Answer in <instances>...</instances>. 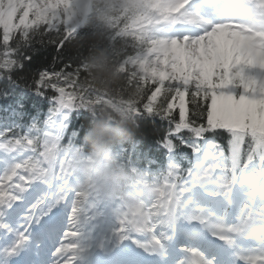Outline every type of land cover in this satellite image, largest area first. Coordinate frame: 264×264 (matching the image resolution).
<instances>
[{"label": "trees", "instance_id": "1", "mask_svg": "<svg viewBox=\"0 0 264 264\" xmlns=\"http://www.w3.org/2000/svg\"><path fill=\"white\" fill-rule=\"evenodd\" d=\"M8 2L0 0V16ZM88 5L89 11L75 10L70 20L63 14L57 18H49L50 15L24 18L22 9L15 8L11 11L16 18L11 30L4 27L0 17V66L5 67L0 70V75L6 76L18 91L24 86L25 91L30 92L31 72L22 73L17 69L25 54L32 53L43 41L48 51L42 57V66L52 64V57L58 55L55 67L64 75L53 77L54 81L65 88L68 100L89 108L78 120L83 134L95 142L113 140L120 131L117 125L124 117L117 109L126 112L129 108L138 113L136 119L139 122L138 128L129 124L127 140L136 141L140 148H149L168 130L169 120L179 119L178 113L169 105L174 102L176 89L181 85L171 78H158L141 62L149 47L148 37L134 22L139 7L132 0H90ZM56 42L64 44L59 53L52 47ZM231 77L232 96L236 99L247 93L244 86L249 84L248 89H252V80H235L234 74ZM263 93L264 89L260 90L262 113L258 112V122L264 121ZM190 99L196 103V98ZM29 102L37 111L48 107L39 99ZM204 107L203 102L190 107L187 123L205 127L203 120L209 113ZM209 109L211 111L210 105Z\"/></svg>", "mask_w": 264, "mask_h": 264}, {"label": "snow or ice", "instance_id": "2", "mask_svg": "<svg viewBox=\"0 0 264 264\" xmlns=\"http://www.w3.org/2000/svg\"><path fill=\"white\" fill-rule=\"evenodd\" d=\"M200 39H204V47L198 53L186 49L183 53L172 54L171 62L165 60V65L171 68V78L181 86L177 87L176 95L173 97L174 102L169 105L178 113L179 119L173 117L168 121L169 128L161 136V140L165 136L175 139L181 131L189 133L194 131L190 122H184L190 115V107L199 106L200 102L204 103V111L208 112L209 116L204 117L203 123L207 125L212 114L209 105L211 109L223 116L230 110L228 102L236 99L227 90L230 86V74L226 70V57L217 50L214 41H209L206 37H197V40ZM52 47L59 53L64 44L56 42ZM41 48L44 50L42 51ZM47 51L48 47L43 44V41L39 42V46L32 53L25 54L24 60L17 69L19 72L28 71L32 74V90L20 92V103L22 104L27 100L39 99L47 103L51 109L60 102L65 88L58 85L53 77L62 78L64 74L58 72L55 67L54 62L59 59L58 55L52 57V64L42 66V57ZM161 75L165 78L169 77L167 71L162 72ZM9 76H11L10 71ZM190 97L196 98L195 104ZM65 114L68 117L65 123L71 126L77 113L65 110ZM173 120L176 122L173 123ZM214 131H222V129Z\"/></svg>", "mask_w": 264, "mask_h": 264}, {"label": "rangeland", "instance_id": "3", "mask_svg": "<svg viewBox=\"0 0 264 264\" xmlns=\"http://www.w3.org/2000/svg\"><path fill=\"white\" fill-rule=\"evenodd\" d=\"M88 0H9L7 7L9 8L7 14L4 16V19L1 18V23L4 24L9 23V19L12 18L11 11H14L15 8L22 9V12L25 15V18L32 16V17H44L50 15L51 17L60 16L63 14L67 19L72 18V13L75 10H81L85 7ZM174 4H177L176 0H172ZM58 11V12H57ZM182 10H178L175 14L170 16V19H179L188 21L193 24H197L198 20L197 17L194 16H185L181 17ZM57 13V14H56ZM2 17V15H1ZM211 29H207L205 25H198L195 28V35L193 36H184L182 38H174L171 44L172 47H177L176 50L178 53H183L186 49L188 51H195L199 52L202 47H204V39L197 40V37H206L209 41H212L208 36V32H211ZM171 32V29H169ZM212 33V32H211ZM226 34V33H225ZM228 35L223 41L218 42L217 50L226 57V70L229 73V70L235 66L237 73L241 76H244L248 81L252 80L253 87L252 89H248V85L242 86L243 90L247 93L243 94L241 97L233 101H229L230 110L223 116L219 115L215 110L211 109V120H219L222 122H237L238 124L247 123L250 126H255L256 123L259 121L258 112L262 113V99L260 98V90H259V83L262 76H264V69L260 70L259 72L256 71L254 60H260V55L264 52L259 51H248V49H243L240 47L239 43L236 40H231L230 37L235 36L231 33L226 34ZM183 39H186L188 42H183L181 49L179 48V42ZM215 42V41H214ZM216 43V42H215ZM251 49V46L250 48ZM251 57L249 62L246 60ZM164 58L160 61L161 64H157V67L160 70H156L154 74L162 79L161 73L167 71L169 75H171V68L165 65L163 61ZM152 63L154 61H151ZM171 62V60L169 61ZM164 63V66L162 64ZM253 75L252 78L250 76ZM233 82H230V86L228 87V91L233 93L234 86L232 85ZM235 84H238L237 82ZM247 84V83H246ZM241 87V88H242ZM248 89V90H247ZM264 97V93H263ZM257 109V110H255ZM264 124V121H261ZM213 155V152L210 153V156ZM208 157V155H206ZM206 157V158H207ZM206 160V159H205ZM215 158L213 157L209 164H205L202 166L201 171L204 169L213 170L216 166ZM256 171V170H254ZM96 174V172H95ZM68 176V175H66ZM207 178V177H206ZM74 179V181H73ZM74 183L75 185H71ZM66 185H71L73 188H82L85 189L86 186V178L84 177H77L72 178L69 180L65 179V183L59 184V186L63 189H66ZM222 226V223H221Z\"/></svg>", "mask_w": 264, "mask_h": 264}, {"label": "bare ground", "instance_id": "4", "mask_svg": "<svg viewBox=\"0 0 264 264\" xmlns=\"http://www.w3.org/2000/svg\"><path fill=\"white\" fill-rule=\"evenodd\" d=\"M229 11L231 12L232 15H236L237 13L242 14V15H245V21H250V19H251V15H247V14H248V11H247V10H244V9L241 8V7H236L235 9L230 8ZM208 35H210V36H215V37H216V42H218L219 39L226 37V35H225L220 29H218L217 31H215V32H213V33H209ZM233 38H234L236 41H238V42L240 43V45H243V39H242V38H239V37H233ZM254 65H255V69H256V71H258V72H259L260 70L264 69V54L260 55V60H254ZM4 68H5V67L0 66V70H4ZM6 95H7L6 88L0 90V103L6 98ZM11 111L13 112V115H14L15 119H16L17 121H20V119H21V115L18 113V107H17V106H14V105H11ZM6 117H7L6 115H1V114H0V120H4ZM66 120H67V119L65 118V121H66ZM67 125H68V124H67ZM128 142H129V143H132L133 141H132V140H128ZM0 146H1V147H5L6 144H5V143H1ZM138 151H146V149H145V148H139ZM163 162H164V161H163ZM50 174H51V176H52L54 179H58V177L61 176L59 173L56 174L55 171H51ZM189 182H190V181H188V180L185 181V186H186L187 188H190V183H189ZM193 184H194V182H193ZM191 186H192V184H191ZM199 190L207 191V190H213V188H212L210 185H208L207 183H202L201 186H200V188H199ZM34 195H35V193H32V196H34ZM47 198H48V197H47L46 195L40 194V195H39V199H42V201L40 200V201L38 202V204H39L40 206H44V207L46 208V210H51V209H53V208H54L53 206H54L55 204H58V203H59V201H55V200H53V201H49V202H48ZM88 198H89V197H88ZM88 198H82L81 200H79V202H78V204H77L78 206H80V210H78V212L75 213L74 216H75V219H78L80 222L86 220V219H85V216H87V215H86V210H87V209H85L84 207H85V205H87V200H88ZM43 200H44V201H43ZM220 208L222 209V211H225L227 208L230 209V205H229V203H227V202H223V203H221ZM41 210H44V208H41ZM132 219H133V218H132ZM89 220H90V219H89ZM87 221H88V220H87ZM137 222H138V221H137ZM137 224H138V223H137ZM75 225H76V224H74V225H73V224L70 225V228H71V229L74 228ZM77 228H78V227H77ZM167 230H170V227H169V226H167L166 231H167ZM86 232H87V229H86ZM87 236H88V235H87ZM89 238H90L89 236L86 237L87 240H89ZM66 239H67L66 242L61 241V242H63V245L60 247V250H59V251H61V250L64 249V248H74V249L76 250V248L82 244V241L80 240V237H79L78 240H75L74 237H72V236H68ZM65 253H67V249H66ZM137 262H138V261H137Z\"/></svg>", "mask_w": 264, "mask_h": 264}]
</instances>
